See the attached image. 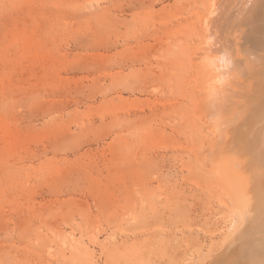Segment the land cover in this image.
<instances>
[{
    "label": "rangeland",
    "instance_id": "374dc122",
    "mask_svg": "<svg viewBox=\"0 0 264 264\" xmlns=\"http://www.w3.org/2000/svg\"><path fill=\"white\" fill-rule=\"evenodd\" d=\"M206 2L0 0V264H249L206 172Z\"/></svg>",
    "mask_w": 264,
    "mask_h": 264
},
{
    "label": "bare ground",
    "instance_id": "6f19581e",
    "mask_svg": "<svg viewBox=\"0 0 264 264\" xmlns=\"http://www.w3.org/2000/svg\"><path fill=\"white\" fill-rule=\"evenodd\" d=\"M262 3L207 0L202 17L204 33L197 29L204 40L196 43L202 47L198 58L201 108L215 134L207 138L206 172L236 210L228 237L248 257L249 264H264V54L249 51L247 56L233 55L227 43L231 44L245 26L247 40L258 42L256 34L261 33L264 18ZM227 28L233 29L231 38L225 36Z\"/></svg>",
    "mask_w": 264,
    "mask_h": 264
}]
</instances>
